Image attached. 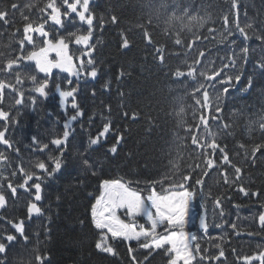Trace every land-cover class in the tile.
Here are the masks:
<instances>
[{
    "label": "snow or ice",
    "instance_id": "snow-or-ice-1",
    "mask_svg": "<svg viewBox=\"0 0 264 264\" xmlns=\"http://www.w3.org/2000/svg\"><path fill=\"white\" fill-rule=\"evenodd\" d=\"M249 3L253 11L249 10ZM224 4L225 7L218 6L219 12L214 16L204 0H147V22L133 25L143 43L144 63L151 58L174 84L169 92H176L172 97L176 127L184 132V136L173 132V143H180L175 157L169 153L168 170L158 179L144 181L150 185L147 197L129 187L130 182L99 179L98 175L103 172V165L115 160L119 146L126 141L127 126L123 131L113 127L114 119H144L148 132L160 127L159 114L154 117L151 111L134 108L127 99L122 85L129 73L122 65L114 80L100 79L105 74L104 61L100 59L102 41L96 39L95 33L103 32L109 23L120 25V0H109L99 16L95 11L97 0H28L23 4L12 0L0 7V37H8L7 43H0V264H16L10 257L21 242L28 247L32 224L37 225L33 232L37 245L41 231L47 239L54 220L53 209H62L65 202L67 210L62 216L57 212L55 219H62L68 234L75 232L77 225L82 231L90 223L99 237L95 242L98 259L111 257V264H154L157 257L162 264H228L224 245L232 236L264 235V212L256 218L259 230L253 231L244 230L238 223L239 212L235 220H225L229 213L224 208L225 200L232 199L229 190L250 199L260 196L258 190L245 184L244 178L247 168L264 162V112L247 124L249 133L258 128L261 142L238 143L240 151L235 156L241 158L239 163L228 144L221 142L234 135L235 118L243 115L234 110L231 119L225 118L232 91L258 90L264 97V0L258 4L254 0H224ZM153 19L162 21V31L172 40L173 47L154 39ZM69 26H76L75 31H68ZM136 35L131 28L121 29L117 43L121 56L126 57L136 46ZM71 45L77 46L78 55ZM171 57L180 59L175 69L170 67ZM54 69L67 75H54ZM189 97L191 104L187 103ZM49 99L63 113V117L54 110L46 113L53 128L61 126L55 134L51 130L40 132L45 119L41 105ZM90 105L96 111L87 115ZM26 109L37 116L36 131L22 150L12 139L11 130L20 126L19 117ZM189 109L194 123L186 121ZM97 114L105 122L93 134L91 128ZM113 136L114 143L97 156ZM189 137L194 155H190L192 163L184 171L180 167L181 149L187 147ZM213 170L227 187L215 197L209 192L211 210L202 203L203 212L190 219L197 191L190 190L189 182L195 176L203 200L205 178H211ZM93 178L99 179L100 194L85 215H76L77 194L86 191ZM166 182L167 194L158 193L155 185L163 187ZM232 206L239 210L242 204ZM12 208L22 209L23 214L10 216ZM120 211L130 222L120 218ZM209 216L213 221L220 218L221 222L214 226L224 234H209ZM137 217L145 218L148 226L137 224ZM197 220L200 232L220 241L215 244L217 252L202 249L199 240L203 237L185 230L190 224L195 227ZM121 248H126V252L122 254ZM232 252L238 264H264V250L244 256L235 248ZM35 260L50 264L47 255L37 254Z\"/></svg>",
    "mask_w": 264,
    "mask_h": 264
},
{
    "label": "trees",
    "instance_id": "trees-1",
    "mask_svg": "<svg viewBox=\"0 0 264 264\" xmlns=\"http://www.w3.org/2000/svg\"><path fill=\"white\" fill-rule=\"evenodd\" d=\"M12 0H0V7H4L5 4H10ZM19 3L23 4L28 2V0H18ZM122 7L119 8L118 14L121 16V23L118 26L111 25L110 23L106 26L103 32L97 30L95 33L96 39L102 41L99 45L101 48L100 59L104 61L102 67L104 68L105 74L101 76V82L104 79L111 77L115 79V74L117 70L123 66L124 70L129 73L125 77L124 84L122 85V90L126 93L127 99L131 103L132 107L139 108L142 111H151V114L155 117L159 114L158 123L160 127L158 129H153L151 132L146 131V122L144 119H139L137 121H121L115 120L113 122V127H119L122 131L125 126L128 130L124 132L126 136V141L119 146V154L112 160L111 163H106L103 165V172L99 173V179H123L129 183V187L133 190L140 192L144 197L149 195L150 185L144 183L145 180L158 179L161 174L168 170V160L171 157L176 156L175 148L180 143L179 140L173 143V132H178L180 136H184L183 129L176 127V118L174 115V102L172 97L176 92H169L170 87H174L173 82L165 77L164 72L160 71L157 66L153 63L151 58H149L147 64L143 61V43L139 38L138 30L133 28V25L137 23L147 22L148 19V5L147 0H120ZM248 2V0H246ZM255 3H259V0H254ZM205 5L208 10L217 15L219 12V7H225L224 0H204ZM109 5V0H97L96 13L99 16L106 10ZM219 6V7H218ZM249 10L253 11L251 4L249 3ZM17 20L19 21V15H17ZM22 23V22H20ZM79 26L78 22L77 25ZM76 26H69L68 31H75ZM164 25L162 21H156L153 19L152 32L154 39L160 44H167L169 48L173 47L172 40L169 39L162 31ZM219 27V25H217ZM137 32L136 35V46L128 53L126 57L121 56L117 47L119 40V33L121 29L128 31L129 29ZM204 31V30H202ZM188 35V34H184ZM8 37H0V43H7ZM30 47V46H29ZM75 55H78L75 45L70 46ZM54 56V54H53ZM182 59V58H181ZM180 65V59L176 57L170 58V67L175 69ZM54 75L66 76V73H59L55 71ZM246 83V80L244 81ZM241 86H237L239 89ZM260 85L257 84V89ZM181 91L177 89V92ZM187 103H193L189 97ZM115 107V103L113 105ZM152 109H155L154 111ZM50 110H54L59 113L58 105H54L53 101L49 99L44 101L41 105V111L45 115V119L41 121L42 127L40 129L41 133L45 130H51L53 134L56 131L61 130V126L57 125L53 128V124L49 123L46 113ZM234 110H240L243 115L235 118L233 133L231 137L223 139L222 143H227L231 153L234 156L235 162H240V157H236L235 153L239 152L240 149L237 147L238 143H245L251 145L252 143L261 142L259 130L256 128L254 132L249 133L247 130V124L249 120L258 118L261 112H264V97H261L258 90H252L249 93H245L240 90H233L231 96L228 99L227 107L224 110V115L226 119L232 118V113ZM95 108L91 105L88 108L87 115H91ZM167 113H172L168 115ZM63 117V113H59ZM186 121L188 123H194L191 115V109L188 110L186 114ZM37 116L25 110L24 114L19 117L20 126L15 127L11 130L12 139L18 142V146L23 150V144L30 140L31 135L36 131L35 121ZM87 116L85 117V120ZM95 123L91 128V132L95 134L97 131L102 129L103 121L99 114L95 117ZM2 123V122H0ZM79 131V127L77 128ZM114 136L110 137L107 143L98 150L97 156L100 153H106V149L112 143H114ZM187 147L181 149L180 167L182 170L187 171L188 165L192 163L189 158L191 149L194 147L191 145L190 137L186 141ZM110 156V154H108ZM46 158V157H45ZM102 158V157H101ZM28 161H25V167H28ZM99 179L93 178V181L89 183L86 191H82L77 194L79 206L75 210V214L83 216L86 214V209L90 208L91 202H94V198L98 196L99 193ZM207 184L204 188L205 197L203 200L199 196V189L195 185V176L189 182L191 185L190 190L197 191V201L201 211L203 203L209 210H211V202L207 199L208 193L211 192L212 196L221 194L225 191L226 187L223 185V178L219 177L215 170L211 173V178H205ZM245 184L252 190H258L260 196L258 198H248L242 196L239 192L234 190H229V195H231V200H225L224 208L229 214L225 217V220H235L236 213L239 212L240 219L238 221L244 228V230L251 229L253 231H258V224L256 218L260 212H264V162L259 164L256 168H247L245 175ZM139 180L140 183H136ZM167 182L161 186V184H156L155 188L158 193L167 194L165 189H167ZM62 190V188H61ZM89 193H92L90 196ZM242 204V207L238 210L233 208V204ZM68 208L65 202L62 209H53V223L51 225V232L47 239L44 238L43 232L41 231V242L37 245V241L33 232L36 230L37 225L32 224L28 229V234L31 237V242L28 247H23L18 245L10 259H14L16 264L17 257H23V259L28 258L27 262L23 264H38L35 260L37 254L47 255L49 257L50 264H111L112 259L108 257L106 260H99V255L95 250V242L99 238L96 234V230L91 228L90 223L86 224L81 231L79 225H77V230L68 234L64 231L62 219H55L57 212L62 216L63 212ZM8 214L11 215H22L23 210L12 208L9 209ZM124 218V216L121 214ZM125 220V219H124ZM127 220V219H126ZM127 222H130L129 220ZM209 234L213 237L224 234L222 229H217L214 226L215 222H221L220 218L217 216L215 221L209 216ZM137 224H148L142 219H136ZM227 228V225H225ZM228 233H231V229L227 228ZM202 239L199 240L202 249H208L209 253L217 252L215 244L220 243L219 240L209 239L202 233ZM135 242H133L134 244ZM225 249L227 252L228 264H238L236 255L233 254L232 248L237 250L240 256L252 255L253 253H258L264 250V235H257L254 237L242 236L235 237L232 236L228 243H225ZM36 247L37 251L33 252L32 248ZM24 250V254L22 253ZM121 253L126 252V248L120 249ZM20 252V254L18 253ZM44 264H49L48 261ZM119 264V261L116 262ZM154 264H162L160 257L154 261ZM242 264V262H240ZM254 264H259L258 261Z\"/></svg>",
    "mask_w": 264,
    "mask_h": 264
},
{
    "label": "rangeland",
    "instance_id": "rangeland-1",
    "mask_svg": "<svg viewBox=\"0 0 264 264\" xmlns=\"http://www.w3.org/2000/svg\"><path fill=\"white\" fill-rule=\"evenodd\" d=\"M55 71H58V70H53V72H55ZM120 213H124L123 211H120V212H118V215L120 214ZM198 214H200V210H199V207H198V205H197V201H196V199H195V201L193 202V206H192V216L190 217V219L191 218H194V217H196ZM127 217V216H126ZM128 218V217H127ZM137 218H143V217H137ZM129 219V218H128ZM143 219H145V218H143ZM146 220V219H145ZM198 230H199V227H198V224L196 223V226L195 227H193L191 224L189 225V227L187 228V231H191V232H196L198 235H199V232H198ZM19 254H20V252H18ZM22 253L24 254L25 252H24V250H22ZM23 257H26V256H23ZM23 257H21L20 258V256H18L17 257V262H19V264H23V262L25 263V262H27L28 261V258H25V259H23Z\"/></svg>",
    "mask_w": 264,
    "mask_h": 264
}]
</instances>
